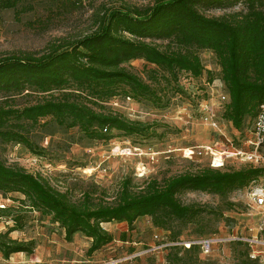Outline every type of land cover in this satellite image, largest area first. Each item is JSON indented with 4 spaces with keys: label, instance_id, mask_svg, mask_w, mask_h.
Instances as JSON below:
<instances>
[{
    "label": "rangeland",
    "instance_id": "1",
    "mask_svg": "<svg viewBox=\"0 0 264 264\" xmlns=\"http://www.w3.org/2000/svg\"><path fill=\"white\" fill-rule=\"evenodd\" d=\"M155 0H28L16 9L0 10V58L22 52L42 53L51 45L71 42L96 27L98 14L109 8H145ZM28 6H31L30 9ZM247 5L237 0L231 6L206 10L209 16L235 19ZM17 12L19 13L18 15ZM164 47L166 41H156ZM198 55L203 72L198 77L168 72L137 58L123 66L149 83L155 95L134 99L120 93L107 100L75 97L90 108L121 115L143 125L138 133L112 129L107 139H91L77 126L60 124L48 116L36 123L12 120L11 127L23 134L29 145L0 137V160L22 168L64 192L77 204L112 203L124 186L139 191L149 181L211 166V155H188V149L212 146L224 149L226 140L248 150L246 136L224 118L222 99L226 86L221 79L215 53L201 49ZM57 94V92H54ZM43 95L32 90L10 95L0 92V106L23 107ZM215 123V125H213ZM22 126V127H21ZM258 166L264 169V148ZM239 158L226 159L220 169H238ZM264 173V172H263ZM264 184V175L253 187ZM250 188L226 194L186 190L178 199L199 210L191 220H171L155 226L150 216L139 217L131 226L108 222L104 227L113 236L110 243L88 253L91 240L75 233L70 240L50 215L22 205L19 192H0V205L10 207L9 217H0V231L22 216V228L9 234L21 241H33L31 254L13 253L0 264H264V206H257ZM28 204V203H25ZM8 219V225L5 223ZM214 238L207 252L185 243Z\"/></svg>",
    "mask_w": 264,
    "mask_h": 264
},
{
    "label": "trees",
    "instance_id": "2",
    "mask_svg": "<svg viewBox=\"0 0 264 264\" xmlns=\"http://www.w3.org/2000/svg\"><path fill=\"white\" fill-rule=\"evenodd\" d=\"M27 1L0 0V10L16 9ZM236 1L155 0L145 8H109L98 14L91 32L71 42L51 45L42 53L1 57L0 92L15 95L32 90L43 96L21 108L0 106V137L29 145L23 134L11 129L20 124L11 121L34 124L48 116L60 124L77 126L91 139H107L112 129L138 133L142 123L96 111L75 97L103 101L118 95L120 89L129 98L151 97L155 95L153 88L127 70L123 66L126 62L140 58L174 78L179 72L198 77L203 72L197 52L201 49H209L217 57L229 96L224 118L243 131L245 123L255 118L264 105V0H244L246 12L232 20L205 13ZM158 40L166 41L165 46L161 47ZM263 172L262 167L250 163L238 169L204 167L162 182L149 181L139 191L124 186L112 203L77 204L44 179L0 160V192L21 193V204L50 215L63 229L66 240L75 233L89 238L90 254L113 239L105 223L125 222L131 226L139 217L150 216L155 226L164 227L174 219L191 220L199 210L182 203L178 193L192 190L222 195L251 186ZM11 210L3 205L0 217H9ZM4 221L8 225V219ZM12 221L14 224L0 231V253L5 259L18 252L31 254L34 248L33 241L9 236L23 226L20 215L13 216ZM194 246L198 245L190 247Z\"/></svg>",
    "mask_w": 264,
    "mask_h": 264
},
{
    "label": "built area",
    "instance_id": "3",
    "mask_svg": "<svg viewBox=\"0 0 264 264\" xmlns=\"http://www.w3.org/2000/svg\"><path fill=\"white\" fill-rule=\"evenodd\" d=\"M79 2H85L89 0H76ZM222 99H229L227 93L222 96ZM215 125V123H213ZM239 131V130H238ZM240 133L244 132L246 136V140L244 141V145L248 146L249 149H243L242 147H236L233 145L232 140L227 139L226 143H224V149L218 151L221 155L220 165L215 166V152L216 149H213L212 146H197L195 148L188 149V155H200L202 153H209L212 157L211 166L215 168H219L224 166L226 159L230 158H239L244 163H250L255 166H258L260 159L262 158L260 150L264 148V105L260 106L259 112L255 118H253L250 122L245 123L243 131H239ZM250 188V198L252 201L259 207L264 206V184L261 186ZM0 205V207H2ZM216 240L214 238H204L198 242H190L188 244L185 243L186 247H190L191 245H198L201 249L206 252L210 250L211 245L215 243Z\"/></svg>",
    "mask_w": 264,
    "mask_h": 264
},
{
    "label": "bare ground",
    "instance_id": "4",
    "mask_svg": "<svg viewBox=\"0 0 264 264\" xmlns=\"http://www.w3.org/2000/svg\"><path fill=\"white\" fill-rule=\"evenodd\" d=\"M220 161H221V155L215 156V160H214L215 166L220 165Z\"/></svg>",
    "mask_w": 264,
    "mask_h": 264
}]
</instances>
